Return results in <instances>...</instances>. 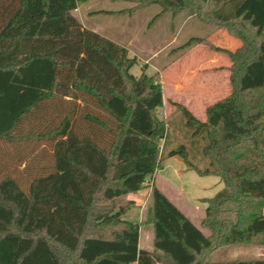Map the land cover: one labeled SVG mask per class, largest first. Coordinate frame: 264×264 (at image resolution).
Segmentation results:
<instances>
[{"label":"trees","instance_id":"trees-1","mask_svg":"<svg viewBox=\"0 0 264 264\" xmlns=\"http://www.w3.org/2000/svg\"><path fill=\"white\" fill-rule=\"evenodd\" d=\"M87 1L0 0V139H45L54 157L26 189L0 178V264H264L201 257L225 244H264V0H124L130 12L157 4L156 16L191 7L240 41L229 50L191 37L175 52L205 42L231 61V91L204 120L173 103L205 138L198 152L208 165L193 164L181 142L165 153L226 185L205 199L206 234L154 184L170 144L158 71L142 65L133 75L138 60L125 46L84 27L73 11ZM258 62L263 81L246 85ZM147 185L150 250L139 247L141 222L124 218L135 204L125 197Z\"/></svg>","mask_w":264,"mask_h":264},{"label":"rangeland","instance_id":"rangeland-1","mask_svg":"<svg viewBox=\"0 0 264 264\" xmlns=\"http://www.w3.org/2000/svg\"><path fill=\"white\" fill-rule=\"evenodd\" d=\"M131 4L124 0H89L83 5L80 4L79 11H74V14L79 17L81 15L84 16L83 20L85 21V17L89 10H102V12L98 11L96 13L97 16L92 17L91 21H96L98 27L102 29L104 33H107V35L112 38V41L117 40L125 44L124 40H126V37L128 38L133 35L135 37L133 48L137 49L147 45L151 47L152 50L157 51L159 53L158 57H154L150 63H154L158 68L166 64L167 61L170 60L169 57H173L176 54V48L183 45L191 36L208 38L207 35L211 33V29L215 28L213 25L204 24L203 21L202 23L191 7L185 8L184 11L177 14L176 17L168 13L165 17L158 20L154 18L152 20V17L160 9L158 5L152 4L140 10L136 9V13L132 16L131 13H123L124 11L127 12V9L124 8L134 5ZM190 13L195 14L196 17H187ZM151 20L152 23H150ZM86 22L87 24L91 23L87 20L85 23ZM132 28L134 29L132 30ZM221 31H223L222 39L228 37L224 29ZM172 36L174 38H172ZM228 39L230 41L236 40L238 42L237 45L240 44V41L236 38L234 39V37L229 36ZM222 42H224L230 50L237 47L228 42L227 38L226 40L223 39ZM196 45H199L197 49L199 54H201V52L207 53L212 50L205 42H200ZM198 53L194 52L190 54L189 58H186V60L182 62L180 70L193 59H199ZM128 56H132L131 53ZM226 57L228 56L226 55ZM137 60V64L130 69V72L135 76H138L140 73L142 65L147 66L148 64H145L143 60ZM229 62L231 65L230 58ZM228 68L227 73H229ZM201 71L202 68L200 69V72ZM148 73H153V69L149 68ZM248 73L249 74L245 78L246 85L259 84L263 81V72L260 62L253 64L249 68ZM229 76L230 73L228 74V89L231 91ZM169 77L170 76L167 77L168 80ZM166 119L170 124L168 134L170 136V144L165 147L162 153L165 155L174 145L181 142L180 144L185 146L189 154V159L193 164L199 168L207 166L208 158L204 155L202 156L198 152L205 143V138H203L202 134H191V128L186 126L184 117L179 110L170 114L168 117L166 116ZM52 152V142L45 139L23 143H10L0 139V178L7 175L12 176L26 189L29 180L33 176L45 174L51 169L54 159ZM157 171L154 180L155 186L160 187L170 194L174 193L176 195V203L181 208L180 210H183L182 212L190 217L203 233H208V230L203 228L200 224L201 220L204 218L205 206L207 205L205 199L226 191L227 188L222 178L218 175H199L195 170L187 166L178 155H172V157L165 155L162 166ZM149 182L151 181H147L146 184H149ZM149 193L150 187L147 185L137 193L129 194L125 197H131L135 200V204L129 209L127 214H125L124 218L129 217L128 219L141 222L139 230V246L141 248H152V229L146 219V212L151 204ZM201 257L204 260L207 259L216 262L238 259L250 260L257 257L264 258V244H225L207 250Z\"/></svg>","mask_w":264,"mask_h":264},{"label":"crops","instance_id":"crops-1","mask_svg":"<svg viewBox=\"0 0 264 264\" xmlns=\"http://www.w3.org/2000/svg\"><path fill=\"white\" fill-rule=\"evenodd\" d=\"M149 6H151V5H149ZM149 6H146V7H149ZM130 7H128V8H130ZM146 7H143V8H146ZM128 8H124V9H128ZM143 8H140V9H143ZM79 9H80V5L74 11H79ZM140 9H138V10H140ZM159 10L152 17V20L154 18H157V20H158V19L168 15V13H170V12H168L166 14H161L159 16H156L160 12ZM74 11H73V13H75ZM98 11L102 12V10H89L87 12V15L85 18L87 21L91 22L90 24H87V22L85 23L86 20L85 21L83 20L84 16L81 15L79 17L76 14L75 15L78 17V19L80 20V22L83 24L84 27H86L88 29L89 28L93 29V30L97 31L98 33H100L102 36H104V37L106 36V37L112 39L111 37H109L107 35V33H104L103 30L98 27V24L96 21L95 22L91 21L92 17L97 16L96 13ZM136 11H131V12L130 11H127V12L124 11L123 13H125V14L131 13V16H132L134 13H136ZM183 11L184 10H181L180 12H178L176 14H172V13L171 14L173 15V17H176L177 14H179ZM190 16H195V14L190 13L187 17L192 18ZM152 20L150 21V23H152ZM150 23H149V25H150ZM204 24H206V23H204ZM206 25H209V24H206ZM133 29L134 28H132V30ZM222 29H224V28H219L217 26L215 28H212L210 31L211 33H209L207 35L208 38L206 37L208 39V41L211 42L214 46H220V47H223V48L229 49V50H230V48H228V46H226V44L224 42H222L223 39L226 40V38H227L228 42L234 44V46L240 45V44L237 45L238 42L236 40L230 41L228 38L231 35H229L228 33H227L228 35H226L228 37H225L222 39V34H223V31H221ZM191 37H194V36H191ZM231 37H234V36H231ZM172 38H174V37L172 36ZM235 38L236 37H234V39ZM113 40H115V39H113ZM134 40H135V37L133 35H131L128 38L126 37V40H124L125 44L123 42L120 43L117 40H115L114 42H116L119 45L125 46L128 50V55L130 53L132 55L130 57H136V59L143 60L145 64L148 63L146 66V69H145V72L147 74H150V73H148L149 68H152L153 72L158 71V73L160 75L161 91H162V98H163L162 115L164 118H166V116L167 117L170 116V114L174 113L175 111H178L177 107H175V105L173 104L174 102H176V103L181 104L182 106L187 107L188 110L198 120L202 121L205 119V111H206V108L208 107V105L217 101L219 98L226 96L227 94L230 93L229 92L230 90L228 89V74L229 73H227V68L229 67L230 62H229V58L226 57L225 53L211 50V51H208L207 53L201 52V54H199L197 51V49L199 48V45H196V46H192V47L186 49L181 54H175L173 57H169L170 60L167 61L166 64H164L158 68V66H156L154 63H150V61H152L154 59V57H158L159 53L157 51L152 50L151 47H148L147 45L142 46V47L137 48V49L133 48L134 47ZM175 41H173V42H175ZM139 43H140V41H139ZM141 44L144 45L143 43H141ZM194 52L198 53L197 55H198L199 59H193L188 65L185 64L182 67V70H180L181 69L180 66H181L182 62L185 61L186 58H189L190 54H192ZM201 68H202V71L200 72ZM166 75H167V77L170 76L169 80L167 79ZM157 172L158 171L156 170V173L154 174V180L156 178ZM154 184H155V182H154ZM164 193L168 196V198L171 200V202H174L175 205L179 209H181L178 206V204L176 203V200H175L176 195L174 193L170 194L169 192H165V191H164ZM128 198H131V197H128ZM131 199H133V198H131ZM181 211H183V210H181ZM187 218H190V217L187 216ZM132 220H134V219H132ZM134 221H136V220H134ZM193 223L195 224L194 221H193ZM144 249L150 250L151 248H144Z\"/></svg>","mask_w":264,"mask_h":264}]
</instances>
